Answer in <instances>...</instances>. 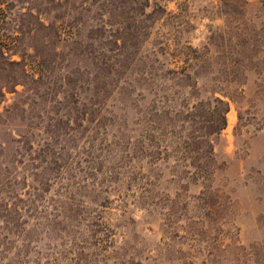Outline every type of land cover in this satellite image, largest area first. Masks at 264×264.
I'll use <instances>...</instances> for the list:
<instances>
[{
  "label": "rangeland",
  "instance_id": "rangeland-1",
  "mask_svg": "<svg viewBox=\"0 0 264 264\" xmlns=\"http://www.w3.org/2000/svg\"><path fill=\"white\" fill-rule=\"evenodd\" d=\"M1 3L0 264H264V0Z\"/></svg>",
  "mask_w": 264,
  "mask_h": 264
},
{
  "label": "trees",
  "instance_id": "trees-1",
  "mask_svg": "<svg viewBox=\"0 0 264 264\" xmlns=\"http://www.w3.org/2000/svg\"><path fill=\"white\" fill-rule=\"evenodd\" d=\"M2 0H0V5L4 4V3H1ZM0 11L1 12H5L4 8L0 7ZM2 19L0 18V24L2 23ZM219 102H222L221 100H219ZM229 111V107H227L225 110H224V113H223V116H222V122H221V126H220V129L219 130H223L226 125H227V112Z\"/></svg>",
  "mask_w": 264,
  "mask_h": 264
}]
</instances>
